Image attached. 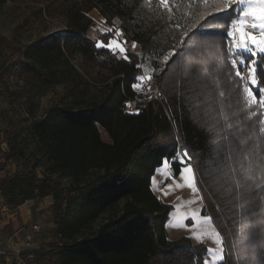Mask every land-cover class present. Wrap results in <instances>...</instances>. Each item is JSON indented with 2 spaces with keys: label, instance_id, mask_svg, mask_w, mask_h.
<instances>
[{
  "label": "trees",
  "instance_id": "obj_1",
  "mask_svg": "<svg viewBox=\"0 0 264 264\" xmlns=\"http://www.w3.org/2000/svg\"><path fill=\"white\" fill-rule=\"evenodd\" d=\"M35 1L42 3L40 14L62 16L67 30L38 36L24 46L22 60L15 63L21 78L40 90L73 76L82 77L70 60L78 53L98 66L84 73L97 81L99 73L108 71L107 82L100 97L77 107L52 105L27 127L40 145L48 171L68 177L69 183L58 187L49 177H38L32 171L15 172L0 176V196L10 206L46 195L60 198L55 218L59 264H204V250L191 238H167L165 224L171 204L162 202L151 188L155 169L165 155L171 156L177 143L192 154L194 164L205 163L209 155L206 130L195 110L172 92L174 63L163 62V55L178 43L176 22L187 28L201 9L192 0H173L169 19L157 0ZM92 8L109 23L119 21L122 37L138 43L143 55L128 53L130 60H123L107 48H96L89 35ZM208 39L217 42L205 48L204 40ZM194 40L198 53L191 71L207 77L211 70L214 92H224L234 105L242 107L241 84L232 87V81L222 78L225 69L234 70L223 34L213 30ZM143 61L157 70L154 76L163 93L162 103L149 100L138 111L127 112L125 100L133 96L134 77L139 75L135 65ZM261 79L260 87H264V74ZM7 144L5 161L25 155L12 139ZM3 168L1 165L0 171ZM199 183L205 202L202 214L212 218L225 241L221 264H260L264 231H245L230 204L218 200L219 191L211 177L202 176ZM121 200L122 206L115 209ZM105 213L107 216L94 227Z\"/></svg>",
  "mask_w": 264,
  "mask_h": 264
},
{
  "label": "snow or ice",
  "instance_id": "obj_2",
  "mask_svg": "<svg viewBox=\"0 0 264 264\" xmlns=\"http://www.w3.org/2000/svg\"><path fill=\"white\" fill-rule=\"evenodd\" d=\"M172 3L173 0H157L158 7L168 13L169 19L173 14ZM192 3L201 11L187 28L176 22L175 28L180 31L178 43L172 51L163 55V62L165 65L174 63L170 76L172 92L181 96L183 102L195 110L202 129L206 130L210 150L205 163L194 164L192 154L187 148L181 150L177 143L171 156L162 158L163 167L167 169L165 177L178 172L184 183L174 180L175 187L191 188L200 200L203 197L199 194L197 184L202 176L211 177L219 191L218 200L230 204L233 216H239L245 231L253 228L264 231V87L259 86L264 68H261L260 73L257 72L264 64V0H192ZM236 9L241 10L237 12ZM230 10L232 12L229 15ZM220 13L228 18L220 16ZM213 30L221 32L234 51L231 65L243 85L242 107L234 105L224 92H214L210 87L211 70L207 77L191 71L198 53L194 38ZM102 31L114 35L110 36L106 44L97 42L95 47L107 48L119 53L121 59L130 60L121 30L108 28ZM132 46L135 48V43ZM138 55L142 56L143 53ZM135 66L137 69L141 67L140 63ZM245 71L247 80L244 78ZM134 79L132 87L143 90L152 76L137 75ZM155 170L161 171L159 167ZM203 182L208 183V180ZM168 188H173V185H168ZM212 195L217 193L213 192ZM202 219L206 224L213 222L209 216ZM205 235L214 239L219 253L213 264H221L225 251L221 233L212 228ZM207 251L214 252L212 248ZM204 264H208V261L205 260ZM260 264H264V255L261 256Z\"/></svg>",
  "mask_w": 264,
  "mask_h": 264
},
{
  "label": "rangeland",
  "instance_id": "obj_3",
  "mask_svg": "<svg viewBox=\"0 0 264 264\" xmlns=\"http://www.w3.org/2000/svg\"><path fill=\"white\" fill-rule=\"evenodd\" d=\"M41 5L40 1L35 0H0V166L3 165L4 167L0 171V176L15 172L32 171L38 177H49L58 187H61L69 183V178L48 171L47 161L42 154L40 145L30 135L27 127L34 120L41 118L52 105L60 104L77 107L100 97L105 90L107 82L105 77L108 71L99 73V79L93 81L84 72L92 68L97 70L98 66H93L92 63L82 58L80 54L74 53L70 56V60L82 77L73 76L64 82L40 90L27 84L18 74V70L15 69V63L23 58L24 46L38 36L51 32H65L67 30L66 21L62 16H48L44 11L40 14L38 8ZM240 10L236 9L235 11L238 12ZM230 11L232 12V10ZM89 16L93 20L89 35L96 43L103 42L106 44L114 33L108 34L102 29L119 28V21L114 20L109 23L103 16L104 19L98 14L94 15L91 11H89ZM122 41H126L127 54L138 55L140 53L138 46L133 48V41H127L123 37ZM216 42V40L212 39L204 40V47L212 46ZM227 46L231 63L234 58V51L228 41ZM114 54L120 56L119 53ZM243 55L247 56L248 53H243ZM235 58L238 59L239 57ZM221 63L223 64L222 61ZM140 65L139 75L152 76V79L146 83L145 87L160 91L163 97L162 90L158 87L154 76L157 70L153 69L148 61L140 62ZM221 67L223 66L221 65ZM225 71L226 73L222 78L226 82L232 81V87H237L241 84L242 92L243 85L239 78L235 76V69L232 72L226 69ZM244 78L245 80L248 78L246 71L244 72ZM257 99H259L258 96ZM10 139H12L18 149L20 148L25 152V155L19 160H4L9 148L7 141ZM159 168L161 171H155L151 178V188L162 202L171 204L165 224L167 238L176 240L181 236H188L194 245L203 248L205 260L208 261V264H213L219 253L216 251L217 246L214 239L210 235H205V233L212 228H216V226L213 222L206 224L202 219L204 216H209L208 214H202V209L205 205L204 199H198L192 189L187 186L175 187L174 180L181 184L184 183L180 180L178 173L166 178L165 172H167V169L163 167V163ZM168 185H173V188L169 189ZM197 187L200 196L203 197L200 183L197 184ZM3 202L4 200L0 196V203ZM59 202L60 198L54 199L53 207L47 212H43L44 221L56 224L55 218L59 210L57 203ZM122 204L123 200L117 204L115 209H119ZM106 216L107 213L101 215L93 226L96 227ZM51 228L55 230L54 226ZM51 232L52 230H50ZM58 242L56 243L57 245L50 249L57 255L60 249V238ZM209 248H212L214 252L209 253L207 251ZM58 259L59 256H57Z\"/></svg>",
  "mask_w": 264,
  "mask_h": 264
},
{
  "label": "crops",
  "instance_id": "obj_4",
  "mask_svg": "<svg viewBox=\"0 0 264 264\" xmlns=\"http://www.w3.org/2000/svg\"><path fill=\"white\" fill-rule=\"evenodd\" d=\"M90 11L102 17L96 8ZM135 44L140 48L138 43ZM53 203L52 195L28 199L16 206H10L5 202L0 203V238L7 243L10 253L16 250L31 253L33 259L30 264H58V255L50 250L59 243L57 224L48 223L43 219V212L52 208ZM34 222L40 224V230L33 232L32 240L27 245L25 235L31 230ZM52 226L55 230L51 228ZM50 230H52L51 233ZM1 264H9L7 255L2 256Z\"/></svg>",
  "mask_w": 264,
  "mask_h": 264
},
{
  "label": "built area",
  "instance_id": "obj_5",
  "mask_svg": "<svg viewBox=\"0 0 264 264\" xmlns=\"http://www.w3.org/2000/svg\"><path fill=\"white\" fill-rule=\"evenodd\" d=\"M134 89L133 96L127 98L125 100V110L127 112H136L149 100H157L162 103V95L160 91H157L154 88H146L144 86L143 90ZM151 97V99L149 98ZM181 150H183L181 148ZM40 230V224L38 222H34L31 226V230L27 232L25 235L26 244L29 245L32 240V235L34 231ZM7 255L9 258V264H30L33 259L31 253H23L21 250H16L10 253L7 249V243L0 238V264L2 256Z\"/></svg>",
  "mask_w": 264,
  "mask_h": 264
}]
</instances>
